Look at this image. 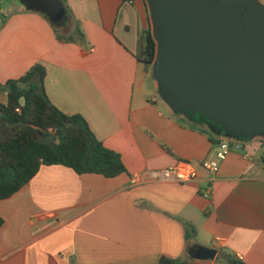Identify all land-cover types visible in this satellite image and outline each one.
I'll return each instance as SVG.
<instances>
[{
    "label": "crops",
    "instance_id": "1",
    "mask_svg": "<svg viewBox=\"0 0 264 264\" xmlns=\"http://www.w3.org/2000/svg\"><path fill=\"white\" fill-rule=\"evenodd\" d=\"M3 1L0 86L41 65L52 105L83 117L126 171L107 179L41 166L0 201V264H264V148L253 138L215 175L199 169L195 181L180 184L153 174L178 161L199 167L231 137L202 114L174 111L153 65L137 61L149 24L145 0H58L70 17L55 30L25 0ZM76 25L81 43L69 37ZM191 226L196 234L187 239ZM199 248L216 254L199 260Z\"/></svg>",
    "mask_w": 264,
    "mask_h": 264
},
{
    "label": "water",
    "instance_id": "2",
    "mask_svg": "<svg viewBox=\"0 0 264 264\" xmlns=\"http://www.w3.org/2000/svg\"><path fill=\"white\" fill-rule=\"evenodd\" d=\"M146 2L164 100L174 111L202 114L231 138L264 137V7L256 0ZM22 3L56 24L65 15L58 0ZM38 140L52 144L54 136ZM215 254L199 248L196 258Z\"/></svg>",
    "mask_w": 264,
    "mask_h": 264
},
{
    "label": "trees",
    "instance_id": "3",
    "mask_svg": "<svg viewBox=\"0 0 264 264\" xmlns=\"http://www.w3.org/2000/svg\"><path fill=\"white\" fill-rule=\"evenodd\" d=\"M64 9L63 20L59 24L51 22L54 30L67 27L70 11L67 7ZM57 36L65 40V35ZM69 37L80 43L83 41L79 25L74 27ZM155 58L156 42L148 24L138 37L136 59L149 68ZM45 76L44 68L34 65L20 78L8 80L0 86V93L6 94V103L0 102V201L25 187L41 166H62L78 176L95 174L107 179L126 171L120 155L95 138L83 117L64 114L52 105L44 92ZM22 97L24 106L20 102ZM49 135L54 136L52 144L38 140ZM2 225L0 218V228ZM191 228L187 239L196 234ZM182 262L160 258L158 264ZM228 263L241 264L235 259L228 260Z\"/></svg>",
    "mask_w": 264,
    "mask_h": 264
},
{
    "label": "built area",
    "instance_id": "4",
    "mask_svg": "<svg viewBox=\"0 0 264 264\" xmlns=\"http://www.w3.org/2000/svg\"><path fill=\"white\" fill-rule=\"evenodd\" d=\"M123 1L130 2V0ZM250 142L251 140L249 141V143ZM248 144L243 142L241 139H224L218 144L214 157L202 161L199 167H195L188 162L178 161L174 165L154 172L153 174L157 179L163 181H173L180 184L190 183L197 179L199 169L205 171L210 175H215L219 170L220 162L224 161L226 157L231 153L243 152L248 148ZM243 156L246 157L247 154L244 153ZM204 196L206 198L209 196V190L205 191Z\"/></svg>",
    "mask_w": 264,
    "mask_h": 264
},
{
    "label": "rangeland",
    "instance_id": "5",
    "mask_svg": "<svg viewBox=\"0 0 264 264\" xmlns=\"http://www.w3.org/2000/svg\"><path fill=\"white\" fill-rule=\"evenodd\" d=\"M18 1H19V0H18ZM0 3L3 4L4 1L1 0ZM146 3H147V2H146V0H145V4H146ZM19 5H20V3L17 2V3H16V6H19ZM147 7H148V4H147ZM148 10H149V7H148ZM149 26H151V28H152V22H151L150 10H149ZM253 139H254V143H255V144H258L259 146H261V148H264V137H262V136H255ZM241 140H242L243 142H245V143L248 144V141H250L251 139L249 138V139H241ZM248 146H249V144H248Z\"/></svg>",
    "mask_w": 264,
    "mask_h": 264
},
{
    "label": "flooded vegetation",
    "instance_id": "6",
    "mask_svg": "<svg viewBox=\"0 0 264 264\" xmlns=\"http://www.w3.org/2000/svg\"><path fill=\"white\" fill-rule=\"evenodd\" d=\"M262 7H264V0H256Z\"/></svg>",
    "mask_w": 264,
    "mask_h": 264
}]
</instances>
